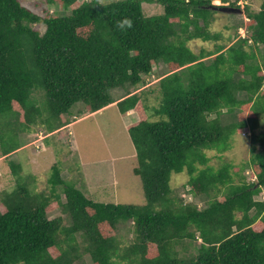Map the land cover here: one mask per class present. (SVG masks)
<instances>
[{"label":"trees","instance_id":"16d2710c","mask_svg":"<svg viewBox=\"0 0 264 264\" xmlns=\"http://www.w3.org/2000/svg\"><path fill=\"white\" fill-rule=\"evenodd\" d=\"M45 1L68 13L41 17L20 0H0L3 156L18 151L21 135L37 123L53 121L47 127L55 132L70 124L63 116L74 106L99 112L116 102L113 90L130 92L155 65L169 74L158 82L159 107L132 93L116 105L140 117L128 134L145 203L96 202L65 181L58 165L51 194L38 193L36 178L11 161L16 185L0 201V264H264V200L255 199L264 190V131L255 132L264 116V0L258 12L246 7L245 37L241 23L235 45L198 53L189 43L222 40L213 17L240 10L236 1ZM144 3H158L163 13L146 16ZM40 23L43 33L34 27ZM37 90L45 94L43 108L33 100ZM248 127L251 156L239 169L225 154ZM245 168L254 181H246ZM183 173L187 184L173 187ZM183 189L204 208L179 197ZM130 221L133 241L125 246L117 237Z\"/></svg>","mask_w":264,"mask_h":264},{"label":"rangeland","instance_id":"374dc122","mask_svg":"<svg viewBox=\"0 0 264 264\" xmlns=\"http://www.w3.org/2000/svg\"><path fill=\"white\" fill-rule=\"evenodd\" d=\"M21 3L45 17L50 15H66L68 12L60 5L51 6L45 0H20ZM83 2L84 0H79ZM117 0H101V3L109 4ZM225 4L214 1L215 6H229L231 2H237L240 11L220 10L214 15V24L212 30L221 32L222 37L219 42L204 43L202 41H192L189 47L198 53L200 49L205 48L207 51H213L216 45H223L225 50L235 45L238 36H236V27L243 23L240 29L241 35L246 33V7L253 12H258L262 0H228ZM143 10L146 16L159 15L163 13L162 7L158 3H144ZM40 32L45 31L43 23L34 26ZM228 28V29H227ZM239 31V29L237 30ZM243 31V32H241ZM258 55L259 63L264 66L262 54L264 48L260 47ZM210 59V58H209ZM169 74L166 65L160 63L153 67L151 75L144 77V83L131 89L130 92L118 88L111 92L116 101L114 104L96 113H88L82 105L74 106L68 114L63 116L67 119L69 125L51 132L47 126L54 123L50 121L46 124L33 126L27 133L21 135L19 144L30 145L24 150L14 152L8 156H3L0 148V201L4 193L11 192L15 187V176L10 167L11 161H17L23 168V175L35 177V183L32 188L38 193L51 194L50 177L52 166L58 165L62 178L67 182H74L76 187L85 195L96 202L114 203V204H134L142 205L145 203L144 193L142 190L141 179L134 175L133 169L136 168V151L131 138L128 134V127L137 123L140 119L137 113L129 112L121 114L117 108V103L129 97L132 94L141 95L147 99L150 107H159L162 101V94L159 91L158 82ZM33 100L37 106L44 107L45 94L41 90L33 93ZM43 105V106H42ZM15 109L19 106L14 104ZM44 116L48 114L44 111ZM264 131V116L259 117L258 126L255 128L257 134ZM20 134V133H19ZM252 130L250 127L245 128L242 135H236L232 139L231 149L225 154V159L232 162L239 169L243 163H247L251 156ZM10 145L9 142L6 144ZM259 147V146H258ZM211 164L217 166L219 160L216 153L209 152ZM246 181H254L250 175L253 174L251 168H245L242 172ZM188 176L186 173L176 175L172 185L181 189L187 184ZM178 196L186 202H191L193 197L186 193L185 189L177 192ZM192 198V199H191ZM62 199L65 196L62 195ZM256 200H264V190L256 196ZM199 209H203L205 202L202 200H193ZM60 212V211H58ZM58 213L54 212L51 217L55 218ZM133 222L126 224V231L122 235L118 234L123 245L128 246L133 241ZM113 236V232H112ZM200 242V241H199ZM183 255V254H182Z\"/></svg>","mask_w":264,"mask_h":264},{"label":"crops","instance_id":"0c3cea01","mask_svg":"<svg viewBox=\"0 0 264 264\" xmlns=\"http://www.w3.org/2000/svg\"><path fill=\"white\" fill-rule=\"evenodd\" d=\"M28 146H30V145H25V146L22 145L21 148H20L17 152H19L20 150H24V149H26ZM17 152H16V153H17ZM16 153H13V154H16Z\"/></svg>","mask_w":264,"mask_h":264},{"label":"clouds","instance_id":"9594fccd","mask_svg":"<svg viewBox=\"0 0 264 264\" xmlns=\"http://www.w3.org/2000/svg\"><path fill=\"white\" fill-rule=\"evenodd\" d=\"M86 1H88V0H86ZM214 1H219V2L221 3V5H222V4H225V3L222 2V0H214ZM214 1H213V2H214ZM245 36H246V33H245ZM240 37H241V33H240ZM250 44H252V42H250ZM191 199H192V198H191ZM192 201H193V200H192ZM192 201H191V202H192Z\"/></svg>","mask_w":264,"mask_h":264},{"label":"built area","instance_id":"2783aa9c","mask_svg":"<svg viewBox=\"0 0 264 264\" xmlns=\"http://www.w3.org/2000/svg\"><path fill=\"white\" fill-rule=\"evenodd\" d=\"M221 4V3H220ZM241 32H243V31H241ZM241 37H245V34L243 33L242 35H241Z\"/></svg>","mask_w":264,"mask_h":264},{"label":"water","instance_id":"95a60500","mask_svg":"<svg viewBox=\"0 0 264 264\" xmlns=\"http://www.w3.org/2000/svg\"><path fill=\"white\" fill-rule=\"evenodd\" d=\"M225 10H227V9H225ZM232 11H235V10H234V9H232ZM238 11H240V10H237V12H238Z\"/></svg>","mask_w":264,"mask_h":264}]
</instances>
